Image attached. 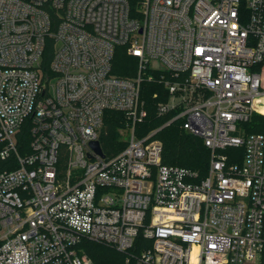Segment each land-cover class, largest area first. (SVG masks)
<instances>
[{
	"label": "built area",
	"instance_id": "1",
	"mask_svg": "<svg viewBox=\"0 0 264 264\" xmlns=\"http://www.w3.org/2000/svg\"><path fill=\"white\" fill-rule=\"evenodd\" d=\"M122 48L133 76L114 73ZM144 83L171 118L137 135ZM107 111L128 135L113 154L100 142ZM255 115L264 0H0V264H94L84 240L129 262L139 237L151 246L136 264H264ZM174 121L210 150L206 176L162 163L156 135Z\"/></svg>",
	"mask_w": 264,
	"mask_h": 264
},
{
	"label": "trees",
	"instance_id": "2",
	"mask_svg": "<svg viewBox=\"0 0 264 264\" xmlns=\"http://www.w3.org/2000/svg\"><path fill=\"white\" fill-rule=\"evenodd\" d=\"M54 50L55 42L48 40L43 59L46 72L49 71V63L53 58ZM136 71L137 61L135 58L129 56L125 49H120L114 61V73L120 77H130ZM159 90L160 87L155 83H144L142 85L141 97L145 102L148 116L142 123L137 124V135L153 131L171 118L170 115L161 117L157 113L158 103L161 100H166L165 98L154 97V94ZM124 121L125 117L121 112L107 111L105 113L104 126L100 135V142L105 153H117L116 151L112 152V148L121 142L119 129ZM256 121H259V123H254ZM247 127L249 132H264V117L255 115ZM23 134L26 140H29L27 129ZM156 137L163 143L162 163L164 165L179 166L197 171L202 177L207 175L211 152L201 138L190 134L183 128L181 121H174L157 133ZM235 150L229 148L225 152L230 154ZM237 150L241 152L243 149ZM5 169H7L6 162H1L0 172ZM149 246H151L150 241L139 237L135 247L130 251V254L134 257L129 262H127V254L118 252L103 244L86 240L80 244L79 251L87 255L94 264H136L135 258L141 253L142 249Z\"/></svg>",
	"mask_w": 264,
	"mask_h": 264
},
{
	"label": "water",
	"instance_id": "3",
	"mask_svg": "<svg viewBox=\"0 0 264 264\" xmlns=\"http://www.w3.org/2000/svg\"><path fill=\"white\" fill-rule=\"evenodd\" d=\"M92 146L96 149V151H97L99 154L103 155L102 150H101L100 145H99L98 142H94V143H92Z\"/></svg>",
	"mask_w": 264,
	"mask_h": 264
},
{
	"label": "rangeland",
	"instance_id": "4",
	"mask_svg": "<svg viewBox=\"0 0 264 264\" xmlns=\"http://www.w3.org/2000/svg\"><path fill=\"white\" fill-rule=\"evenodd\" d=\"M119 135H120V138H122V137L127 138L128 137V135H123L121 133H119Z\"/></svg>",
	"mask_w": 264,
	"mask_h": 264
}]
</instances>
